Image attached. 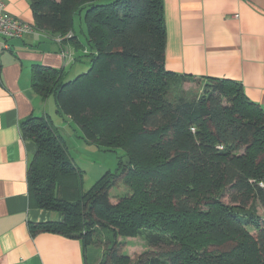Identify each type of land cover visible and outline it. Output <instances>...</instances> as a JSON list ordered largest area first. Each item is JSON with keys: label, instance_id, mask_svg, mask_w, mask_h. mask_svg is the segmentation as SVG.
I'll use <instances>...</instances> for the list:
<instances>
[{"label": "trees", "instance_id": "trees-1", "mask_svg": "<svg viewBox=\"0 0 264 264\" xmlns=\"http://www.w3.org/2000/svg\"><path fill=\"white\" fill-rule=\"evenodd\" d=\"M28 3L35 29L70 42L75 60L89 64L66 81L63 67L35 65L32 89L53 97L79 139L129 159L81 192L70 180L83 171L52 119L22 121V136L36 147L29 200L61 215L30 224L31 233L94 245L102 250L98 264H132L119 237L172 246L145 251L134 264H264V110L241 83L206 77L192 95L182 87L173 93L163 0ZM82 12L87 45L73 27ZM121 185L126 193L112 202L110 190Z\"/></svg>", "mask_w": 264, "mask_h": 264}, {"label": "crops", "instance_id": "crops-1", "mask_svg": "<svg viewBox=\"0 0 264 264\" xmlns=\"http://www.w3.org/2000/svg\"><path fill=\"white\" fill-rule=\"evenodd\" d=\"M3 1L11 15L34 23L28 0ZM163 8L164 64L175 79L198 87L206 77L236 80L264 110V0H163ZM65 47L73 52L67 63L61 54ZM77 54L70 42L41 30L0 36V264H98L102 259L100 248L90 256L91 244L78 238L30 231L32 223L61 219L56 211L35 207L28 195L27 171L36 147L22 136L20 123L48 115L61 126L53 97L42 99L32 89V68L74 67ZM85 68H72L73 74Z\"/></svg>", "mask_w": 264, "mask_h": 264}, {"label": "rangeland", "instance_id": "rangeland-1", "mask_svg": "<svg viewBox=\"0 0 264 264\" xmlns=\"http://www.w3.org/2000/svg\"><path fill=\"white\" fill-rule=\"evenodd\" d=\"M83 12L79 15H77L74 19V31L76 35L78 36L79 40L82 41L85 45H87L86 42V28L85 24L82 19ZM88 47V46H87ZM72 51V50H71ZM88 61H76L73 65L70 66V68H66L65 72H67L66 78H64V81L73 79L76 75L73 74V69L80 68V66H86L84 70H82L80 73L86 71L88 69ZM73 68V69H72ZM79 74V73H78ZM176 86H178L176 88ZM186 86L189 88V95H192V92H197L200 89V86L198 87L197 83L194 82H185L183 81H175L174 84H172V88H176L173 93H177V91L180 89V87ZM192 88V89H191ZM61 126L60 133L64 137L67 148H68V154L72 161L80 168L83 173L81 180H78L76 177H72L70 180L73 186L77 185L78 190L81 192H85L89 190L94 183L101 177V175L105 171H109L111 173H117L119 172V159L121 160L124 158L123 151L121 149H114L112 151H104L102 148L96 147L94 145H89L84 141H81V139L77 138L76 131H69L70 128H66L67 121H65V124H63V120L59 118V121L57 122ZM57 125V124H56ZM63 126V127H62ZM127 188L125 186L120 187H114L110 190L111 194V200L112 202L115 201V195L122 196L126 193ZM262 211L260 210V213ZM118 241L124 242L123 244V253H125L132 261V264H134V261L139 257V255L145 253V251L148 250H165L169 249L172 246L168 245L165 246L160 245L155 248L149 247L148 244L145 243V241L141 237H126L124 239L118 238ZM96 246L91 245L89 247V254L90 256L93 254V250ZM98 248V247H97Z\"/></svg>", "mask_w": 264, "mask_h": 264}, {"label": "built area", "instance_id": "built-area-1", "mask_svg": "<svg viewBox=\"0 0 264 264\" xmlns=\"http://www.w3.org/2000/svg\"><path fill=\"white\" fill-rule=\"evenodd\" d=\"M35 29L34 25L31 23L24 22L17 17L11 15L5 9V3L3 0H0V36L6 39L9 38H19L23 35L33 32ZM72 36V33L69 32L65 38ZM55 40L58 42L62 41V37L55 36ZM63 58L66 63L68 60H72L73 52L69 47L63 48L61 51Z\"/></svg>", "mask_w": 264, "mask_h": 264}, {"label": "water", "instance_id": "water-1", "mask_svg": "<svg viewBox=\"0 0 264 264\" xmlns=\"http://www.w3.org/2000/svg\"><path fill=\"white\" fill-rule=\"evenodd\" d=\"M128 162H129L128 157H124V158L122 159V164H123V165H126V163H128Z\"/></svg>", "mask_w": 264, "mask_h": 264}]
</instances>
